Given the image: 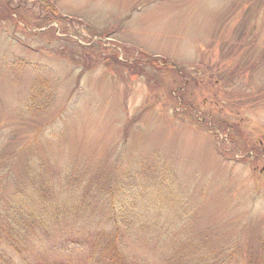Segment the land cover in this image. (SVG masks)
I'll list each match as a JSON object with an SVG mask.
<instances>
[{
	"label": "rangeland",
	"instance_id": "1",
	"mask_svg": "<svg viewBox=\"0 0 264 264\" xmlns=\"http://www.w3.org/2000/svg\"><path fill=\"white\" fill-rule=\"evenodd\" d=\"M1 169L33 264L88 232L264 264V0H0Z\"/></svg>",
	"mask_w": 264,
	"mask_h": 264
},
{
	"label": "trees",
	"instance_id": "2",
	"mask_svg": "<svg viewBox=\"0 0 264 264\" xmlns=\"http://www.w3.org/2000/svg\"><path fill=\"white\" fill-rule=\"evenodd\" d=\"M52 4V8L50 11L48 10L47 15H43V17H37V20L47 21L46 23H50L53 20H58L61 17L57 10L54 7V3ZM16 10H12L15 12ZM19 14V13H18ZM15 20H19L18 16H15ZM64 33H74L72 31H64ZM67 42L71 43L70 39H66ZM77 41V40H75ZM71 47V46H70ZM94 45L91 47L93 48ZM90 47H83V49L88 50L91 49ZM78 50L75 51V53ZM87 52V51H86ZM83 58L86 60V63L90 59L89 54H81ZM86 63H83L84 65ZM87 65V64H86ZM81 67V66H80ZM91 66H88L89 68ZM83 66L81 67V69ZM86 70V69H84ZM9 172H4L3 169L0 170V186L4 184L3 177L8 174ZM127 214V213H126ZM122 219H125V215L121 216ZM14 221L18 225H23L22 221L16 220ZM18 221V222H17ZM129 223V222H127ZM91 232H88L87 236L83 237V242L81 246H78V242H74L72 240H61L56 243L53 242L52 252L48 256H44L45 258L41 260L37 264H157L158 261H164L168 264H192L193 261L190 260L189 256H176L175 254L164 259L159 260H150L148 257L145 256H138V255H129L125 253L123 249V241L119 239H114L107 236L105 233H98L95 237L90 235ZM1 236V235H0ZM2 238L0 237V240ZM8 239V248L10 249L11 253L8 250H0V264H33L31 262L30 256H27L28 252L26 250V244L20 238H7ZM120 244H122L120 246ZM25 247V248H24ZM79 253L83 260L80 263H76L73 256L74 253ZM181 252V250H180ZM87 254L85 256L84 254ZM14 254L19 256L17 260L14 257ZM217 259L216 253L210 255L209 257L205 256H197L195 259V264H215V260Z\"/></svg>",
	"mask_w": 264,
	"mask_h": 264
}]
</instances>
